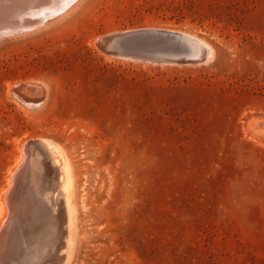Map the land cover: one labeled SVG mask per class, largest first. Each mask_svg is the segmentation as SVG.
Instances as JSON below:
<instances>
[{
	"label": "rangeland",
	"instance_id": "obj_1",
	"mask_svg": "<svg viewBox=\"0 0 264 264\" xmlns=\"http://www.w3.org/2000/svg\"><path fill=\"white\" fill-rule=\"evenodd\" d=\"M143 27L191 33L213 57L155 63L96 42ZM28 82L43 85L34 108L9 89ZM37 138L68 160L67 193L53 212L38 182L32 226H44L25 231L41 240L21 233L14 264H264V0H75L0 37V229L22 146Z\"/></svg>",
	"mask_w": 264,
	"mask_h": 264
},
{
	"label": "water",
	"instance_id": "obj_2",
	"mask_svg": "<svg viewBox=\"0 0 264 264\" xmlns=\"http://www.w3.org/2000/svg\"><path fill=\"white\" fill-rule=\"evenodd\" d=\"M22 14L24 13L22 12ZM22 14H18L17 21L27 18L26 14ZM5 15L4 19L0 18V31L5 24L9 27V24L17 23L15 20L9 19L11 18L10 13L7 12ZM4 34L9 35L5 31L0 33V35ZM99 47L100 51L107 55L155 63H204L210 60L209 51L202 38L183 30L171 28L143 27L106 33L100 36ZM29 83L33 89L40 88L42 93L43 85L40 82ZM42 145H44V141L36 139L29 140L22 146L23 160L12 174V183L8 187L6 195L9 214L6 215L7 221L4 224V230L0 231L2 239L10 236L14 224L18 223L21 217L23 219L29 207L33 208V212L36 213V206H33L36 202V192L38 196H41V193L38 188L35 189L39 182L38 171L35 167L36 163L41 160ZM31 201H33V205ZM39 202H42L43 206V198H38ZM28 203H31V206ZM40 214L44 217L43 210ZM59 258L47 256L44 258L45 264H59ZM0 264H3L2 260H0Z\"/></svg>",
	"mask_w": 264,
	"mask_h": 264
},
{
	"label": "bare ground",
	"instance_id": "obj_3",
	"mask_svg": "<svg viewBox=\"0 0 264 264\" xmlns=\"http://www.w3.org/2000/svg\"><path fill=\"white\" fill-rule=\"evenodd\" d=\"M74 1L75 0H0V18L2 17V19H4L5 17H3V16H6L5 14L8 12V13L11 14L10 15L11 18H9V19H12L13 21L15 20L17 22L14 25L13 24L12 25L9 24V27L7 26V24L3 25L2 26V30L0 31V33L5 31V32H8L9 35H12V34L21 33V32H24L26 30L35 28V27L41 25L42 23L48 21L49 19L53 18L58 13L63 12ZM44 7L47 8V9L45 8L46 9L45 12H43V10H42V8H44ZM19 12H21V13H19ZM22 12L27 15V18H24L23 21H17V18H19L18 14H22ZM24 14H22V15H24ZM3 36H6V35L5 34L4 35H0V37H3ZM99 38L96 41V42H98V46H99ZM202 41H203L204 45L207 47V49L209 51V56H210V59H211L213 57V54H214V49L211 46V44H209L208 42H206L203 39H202ZM23 84H21V85L20 84L19 85L18 84H14L15 86L14 85H10L9 89H10L11 93H14V94L17 95V97L21 100L22 103H25L26 105L34 108V106H36L37 103L33 102L34 99H29V98H31V97L34 98L33 97L34 94L37 93L36 91L40 90V88H36L35 87L33 89L31 87L30 83L29 84H25L24 86H23ZM37 96H35V97H37ZM25 109H26V107H25ZM37 139L43 140L44 141V145H42L41 150H40V152H41V157H40L41 160H39L36 163V167L35 168H36V171L39 170L38 167H39L40 164H42V167L46 169V174L43 172V176L41 175V172L40 173L38 172V181L40 182L41 179H43V183H45V181H46V183H48V184L45 183L46 187H48L46 189L47 190L49 189L48 192L51 194L50 199L48 198V200H51L52 204H53V205H51V201H49L50 202L49 206H51V207L53 206V209H54L53 212H57L58 213L59 212L58 207H59L60 201H62L61 205H63V202L65 200L64 198L66 197L65 196L66 193H67V189H66V185H67L66 181L67 180H66V177H68L67 174L70 171L68 172L67 166L64 163V160H65L64 159L65 158L64 154H63L61 148L56 143H54L53 141H51L48 138H37ZM31 140H36V139H31ZM22 160H23V157L21 159L20 165L22 163ZM66 161H68V160L66 159L65 162ZM36 185L37 186L35 188H37V187L39 188V183H37ZM68 187H69V185H68ZM41 190H42V188H41ZM56 191H57V193L55 194ZM48 192H46V194ZM38 198H40V197L37 195V192H36V202H35V204L33 205V201H31L32 205L34 207L36 206V210H35L36 213L33 212V208L29 207L27 209V211H26L27 213L25 214L23 219L21 217L19 219L18 223L16 222L14 224L13 227L15 229L14 228L13 229L15 231H14V234L12 235L11 239H13V240L15 239V241H14V243L16 242L15 250H11L13 248H11L10 250L9 249L5 250L6 254L5 253L4 254L6 256H4V254H3V256L5 257V260H2L3 264H8V262H11L10 264H14L18 260L17 259L16 261H14L16 259L17 255L20 256V254L23 252V250L21 248V245H22V243L24 242L25 239H24V235H23V237H20L21 233H24L25 237H26L29 234L28 232L25 231L26 229H30V227L38 228V227H43L44 226L40 222H39L40 225H38V223H35L32 226V223L34 222V220L38 221L39 211H40V210L38 211V209H39V207H42V206H40L42 202L38 203ZM4 201L5 202L2 203L3 206H2L1 209L4 212V218H5V216L6 215L8 216L9 213H8V208L6 207L7 205H6V199L5 198H4ZM31 203H28V205L31 206ZM46 207L47 206H45V208ZM62 216H63L62 218L59 217L60 220L62 221L61 226H60V228H62V231H61L62 245L61 246L65 247V245H66V249H67L68 246H67V244H65V239H64V234H63V223L65 221V218H64V215H62ZM5 220L7 221V219H5ZM6 221H4L3 223L5 224ZM20 221H21V223H20ZM4 224L2 225V228L0 229V231L4 230V227H5ZM23 227H25L24 231H22ZM51 228H52V226H51ZM49 230H50V228H49ZM51 230H50V232H51ZM39 231H40V229L38 231H36V232L32 231L34 237L32 235H30V236L28 235L26 237V239L27 240H32L34 242L37 239V241H36V243H37L38 241L41 240V238L36 237L37 234L39 233ZM50 235H53V234L50 233ZM51 239H53V238H51ZM47 240L49 241V239H47ZM47 240H46V242L48 243ZM6 242H8L7 241V237L2 239V236H0V246H1V248H0V258H2L1 257V253L5 249ZM19 242H21V243L17 244ZM30 244H33V243H30ZM28 246L32 249V247L29 244H28ZM27 250H25V251H27ZM35 251H36V249H35ZM19 252H21V253H19ZM28 252L31 253L30 251H28ZM15 254H17V255H15ZM31 254H32L31 256L34 258L33 252ZM25 255H26V253H25ZM19 256L17 258H19ZM28 256H26V257H28ZM27 260L29 261L28 258H27Z\"/></svg>",
	"mask_w": 264,
	"mask_h": 264
}]
</instances>
